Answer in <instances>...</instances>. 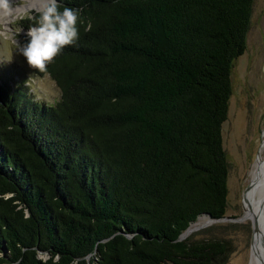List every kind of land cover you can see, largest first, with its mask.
Masks as SVG:
<instances>
[{
	"label": "trees",
	"instance_id": "1",
	"mask_svg": "<svg viewBox=\"0 0 264 264\" xmlns=\"http://www.w3.org/2000/svg\"><path fill=\"white\" fill-rule=\"evenodd\" d=\"M254 1L58 0L83 9L78 42L36 69L61 98L0 84V264H227L226 241L181 235L228 210Z\"/></svg>",
	"mask_w": 264,
	"mask_h": 264
},
{
	"label": "rangeland",
	"instance_id": "2",
	"mask_svg": "<svg viewBox=\"0 0 264 264\" xmlns=\"http://www.w3.org/2000/svg\"><path fill=\"white\" fill-rule=\"evenodd\" d=\"M33 1L41 0H22L20 16L9 25L12 39L21 45L28 29L19 20L34 14L36 8L27 7ZM12 39L0 37V84L13 89L20 83L24 85L29 74L34 73L40 80L38 86L33 85L35 91L27 87L29 92L39 100L56 103L61 98L56 81L48 73L40 75L31 68L25 57L17 53ZM232 83L229 114L223 123L224 147L230 163L228 210L220 220L210 221L202 216V222L208 223L185 238L224 240L229 246L227 264H251L255 225L251 218L245 217L244 195L264 141V0L254 1L247 48L235 59Z\"/></svg>",
	"mask_w": 264,
	"mask_h": 264
},
{
	"label": "clouds",
	"instance_id": "3",
	"mask_svg": "<svg viewBox=\"0 0 264 264\" xmlns=\"http://www.w3.org/2000/svg\"><path fill=\"white\" fill-rule=\"evenodd\" d=\"M22 0H0V37L12 39L13 34L9 29L12 21L21 14ZM38 20L34 26H30L26 33V42L22 45L12 39L16 45L17 53L23 55L28 65L45 73L47 65L50 64L66 46L74 45L79 40L78 23L83 9L63 7L61 10L58 0H41L35 9ZM91 22L85 31H90ZM40 77L30 73L24 81V86L33 88L38 86ZM35 91V88H33Z\"/></svg>",
	"mask_w": 264,
	"mask_h": 264
},
{
	"label": "bare ground",
	"instance_id": "4",
	"mask_svg": "<svg viewBox=\"0 0 264 264\" xmlns=\"http://www.w3.org/2000/svg\"><path fill=\"white\" fill-rule=\"evenodd\" d=\"M41 1L31 2L28 8H38ZM264 141L261 155L254 164L251 172V183L245 192V217L251 218L255 225L253 243L251 251V264H264ZM203 217L193 223L186 231L185 236H189L194 231L200 229L208 222H202Z\"/></svg>",
	"mask_w": 264,
	"mask_h": 264
},
{
	"label": "water",
	"instance_id": "5",
	"mask_svg": "<svg viewBox=\"0 0 264 264\" xmlns=\"http://www.w3.org/2000/svg\"><path fill=\"white\" fill-rule=\"evenodd\" d=\"M210 221H214V219H211V218H210ZM188 229H189V228H188ZM188 229H187V230H188ZM187 230H186V231H187ZM186 231L181 235V239H184V238H185V233H186Z\"/></svg>",
	"mask_w": 264,
	"mask_h": 264
}]
</instances>
